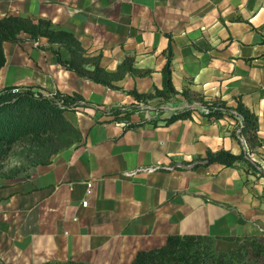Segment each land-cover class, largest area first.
<instances>
[{
	"label": "crops",
	"instance_id": "1",
	"mask_svg": "<svg viewBox=\"0 0 264 264\" xmlns=\"http://www.w3.org/2000/svg\"><path fill=\"white\" fill-rule=\"evenodd\" d=\"M7 16L73 34L109 73L132 58L150 75L111 90L67 71L42 49L63 61L69 52L46 39L4 44L1 89L77 94L89 108L65 115L80 143L29 178L0 179V264H132L174 236L217 238L218 253L264 237V177L248 163L189 168L220 151L248 150L264 163V0H0V20ZM170 48L175 90L232 109L242 102L257 119L260 146L241 145L229 118L193 113L167 126L171 114L151 110L110 116L137 105L130 92L163 89Z\"/></svg>",
	"mask_w": 264,
	"mask_h": 264
},
{
	"label": "trees",
	"instance_id": "2",
	"mask_svg": "<svg viewBox=\"0 0 264 264\" xmlns=\"http://www.w3.org/2000/svg\"><path fill=\"white\" fill-rule=\"evenodd\" d=\"M23 35H27L33 43L46 39L50 46L66 49L70 54L68 61H63L59 51L52 47L42 50L52 52L67 71L111 90H116L114 84L127 76L145 78L150 75L149 71L136 69L132 58H126L117 72L109 73L101 66V55L94 56L87 51L73 34L54 29L47 20L14 16L0 20V73L6 64L4 44L20 43ZM171 65L170 48L168 62L162 71L163 89L150 95L130 92L129 96L135 99L137 105L125 113L120 110L112 111L110 116L114 120L121 116L128 117L141 111L142 105L150 106L154 101L167 104L181 96L190 105L198 104L200 107L172 115L164 120L165 125L191 119L195 111L205 109L208 114L203 113V116L213 122L229 118L236 120L238 124L239 118H242V132L249 148L260 146L257 119L242 102L232 109L222 101L208 100L203 94L191 90L178 93L173 86ZM88 108L84 98L77 94H47L37 88H0V179L14 180L19 176L29 178L36 168L49 166L55 156L80 143L81 133L65 115ZM232 112H236L237 117ZM148 124L157 126L158 121L153 120ZM243 163H247L244 153L236 156L227 151L208 152L206 158L189 164V168L195 170L215 164L231 168ZM217 240L201 236L170 237L165 247L139 253L132 264H258L257 261L264 260L262 236L237 239L239 246L231 253H218L215 250Z\"/></svg>",
	"mask_w": 264,
	"mask_h": 264
},
{
	"label": "built area",
	"instance_id": "3",
	"mask_svg": "<svg viewBox=\"0 0 264 264\" xmlns=\"http://www.w3.org/2000/svg\"><path fill=\"white\" fill-rule=\"evenodd\" d=\"M180 98V99H179ZM182 101L179 103V107H177L176 111L171 113V116L176 114V113H182L184 111H187L189 109H195L200 107L198 104H194V105H190L183 97L178 96V98H174L170 101L171 102H176V101ZM179 102V101H178ZM160 104V105H166V104H162L160 101H154L153 103L150 104V106H140L141 107V111L142 110H151L152 112L154 111V109L152 108V106H154L155 104ZM167 103V104H170ZM194 113L199 114L201 116H203V113L208 114V111L205 109H202L201 111H195ZM232 114L237 117L236 112H232ZM235 122V138L237 139L238 142L241 143V145L245 146V148L247 149L248 144H247V140L242 132V128H243V123H242V118H239L238 124L237 121L232 119ZM245 155V160L247 161V163L249 164V166L251 167V171L254 172V174H256L258 177H264V163H258L254 160V156L253 154H251L250 151H245L244 153Z\"/></svg>",
	"mask_w": 264,
	"mask_h": 264
},
{
	"label": "rangeland",
	"instance_id": "4",
	"mask_svg": "<svg viewBox=\"0 0 264 264\" xmlns=\"http://www.w3.org/2000/svg\"><path fill=\"white\" fill-rule=\"evenodd\" d=\"M177 107H179L178 101L171 102L170 104H166V105H160L157 103L152 107L154 109V111H153L154 117L156 118V117L169 115V114L175 112L177 110L176 109ZM257 263L258 264H264V260L257 261Z\"/></svg>",
	"mask_w": 264,
	"mask_h": 264
}]
</instances>
